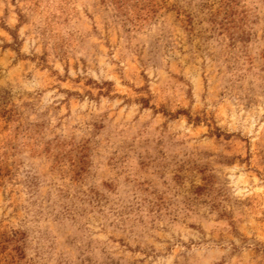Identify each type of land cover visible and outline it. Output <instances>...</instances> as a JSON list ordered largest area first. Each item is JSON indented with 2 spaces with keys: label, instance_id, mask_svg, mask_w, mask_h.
I'll return each instance as SVG.
<instances>
[{
  "label": "rangeland",
  "instance_id": "374dc122",
  "mask_svg": "<svg viewBox=\"0 0 264 264\" xmlns=\"http://www.w3.org/2000/svg\"><path fill=\"white\" fill-rule=\"evenodd\" d=\"M0 0V264H264V0Z\"/></svg>",
  "mask_w": 264,
  "mask_h": 264
},
{
  "label": "trees",
  "instance_id": "16d2710c",
  "mask_svg": "<svg viewBox=\"0 0 264 264\" xmlns=\"http://www.w3.org/2000/svg\"><path fill=\"white\" fill-rule=\"evenodd\" d=\"M112 2L116 5L118 10H124V6L126 5L125 0H112Z\"/></svg>",
  "mask_w": 264,
  "mask_h": 264
}]
</instances>
